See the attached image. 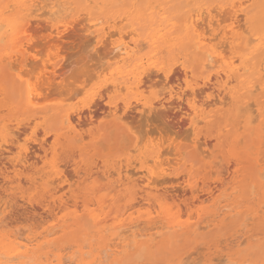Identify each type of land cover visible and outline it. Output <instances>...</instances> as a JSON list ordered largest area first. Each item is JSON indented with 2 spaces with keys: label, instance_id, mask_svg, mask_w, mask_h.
I'll return each instance as SVG.
<instances>
[{
  "label": "rangeland",
  "instance_id": "rangeland-1",
  "mask_svg": "<svg viewBox=\"0 0 264 264\" xmlns=\"http://www.w3.org/2000/svg\"><path fill=\"white\" fill-rule=\"evenodd\" d=\"M43 1L0 0V144H8L7 146L11 148L9 150L7 146H0V153L2 152L0 154V209L3 211H0L1 245L15 248L28 244L31 240L32 251L28 258L23 259L24 264L39 262L57 264L58 254L64 257L71 255L67 261L70 264H77L81 260L91 261L95 256H101L95 264H193V262L194 264H213L215 261L219 262H215L216 264H264V178L261 181L260 173L258 175L261 165L264 164V161H261V157L264 159V76H262L264 64L261 67V63H264V46L250 54L245 44V36L250 33L256 32L254 37L264 35V0H249L250 2L245 0H238V2L237 0ZM241 1H244V12L239 14L242 19L241 24L243 23L241 31L244 37L237 42L241 33L239 35L236 33L233 51L227 48L229 44L223 43L225 39H222V32L225 29L229 31L234 22L233 19L235 20L234 11L229 12L231 6ZM48 2L53 3H50V6L55 5V2L56 5H60L61 2V6L55 5L58 11L55 8L51 10L47 5ZM213 6L216 12L212 9ZM219 7L222 8L219 9ZM235 8L234 6L232 10ZM44 10L45 16L41 14ZM54 10L58 12L57 15L53 14ZM201 11L203 17L199 22L203 27L199 25L198 30L201 31V28L202 30L204 28L205 33L207 32L206 49L211 51L215 50L216 46H220L217 50H224V56L238 55V59L234 57L236 67H241L245 61L244 57H248L247 61L252 66L251 69L246 71L241 69L238 75L235 73V75L233 73L227 75L225 70L229 67L226 63L230 59H226V63H215L211 59L206 61L203 49H199L195 44L200 31L195 32L193 29L189 31L190 24L187 22L188 18ZM209 12L210 15H217L215 17L212 15L216 25L213 23L214 26L211 27L206 25L210 18ZM218 13L221 14L220 17ZM244 13L250 16L249 19H245ZM84 14L87 15H85L86 19H83ZM228 15L230 16L227 17ZM8 19H13L17 23L16 30L11 29ZM32 20H36L35 22L38 20V23L41 20V23H34V21L32 23ZM82 23H85L86 27ZM26 28L29 31H26ZM131 28H136V33H130ZM115 30L116 34L113 33ZM158 30L167 39L158 38L154 42L149 37V33H155ZM106 31L107 33L110 31L109 38H106L108 37ZM58 32L64 35H59ZM214 36L216 39L213 38ZM44 37L50 40L47 41ZM106 40L110 41V44ZM120 42H125L132 49H136V53L125 59L122 55L116 54L112 48ZM59 47L62 48L59 50ZM225 49H229V52ZM48 52L52 53L50 55L52 57ZM227 52H231L232 55L225 54ZM114 55L115 59H113ZM241 55L243 58H240ZM13 64L14 68L18 66L17 69L11 66ZM185 67L189 75L184 77ZM260 67L263 71L262 69L260 71ZM104 68L107 70H102ZM20 69L24 71L22 74ZM24 73L27 76L23 75ZM95 75H97L96 78ZM82 76L85 78L83 79ZM214 76H219L217 78L221 83L227 85L228 90L233 92V98L229 94L219 92V87L215 86L218 79L216 80ZM160 79L166 83L162 84L163 81ZM29 80L32 81L31 83L34 80V83L28 84ZM48 80L52 81L51 84ZM150 80L152 81L149 82ZM206 80L208 84L206 82L204 85L203 82ZM36 81L39 85L35 83ZM79 81H83L81 83H84V89ZM143 81L146 83L144 84ZM227 81L229 83H226ZM65 82L72 85L69 86L71 92L69 87H67L68 90L65 87L67 85ZM152 82H155L153 86ZM62 83H65L64 90H62L63 86L61 87ZM107 85L111 86L108 88ZM36 86L37 93H40L36 99L40 103L34 100L35 103L30 104L28 90ZM121 86V89H124L123 92L120 89ZM191 87L196 89L194 96L191 94ZM201 88L205 89L204 93L200 92ZM74 89L76 92H72ZM79 89L80 91H77ZM41 90L44 92H40ZM179 91L184 94L191 93L190 96L179 97L176 94ZM61 92L64 94L60 95ZM170 93L175 94L174 97H171ZM62 96L65 97L62 99ZM175 99H177L175 102L172 101ZM166 101H168L167 104ZM108 102L118 105L120 113L118 111L117 115L111 116L104 113L103 109L100 110ZM249 102L253 103V106ZM192 104L196 108V115L188 113ZM159 108L160 111L162 110L161 113L158 111ZM252 109L255 110L254 113ZM79 110L86 116H88L87 112L94 110L92 118L89 119L84 115V120H80L82 123L77 121ZM127 111L129 116L125 117L124 113ZM75 113H77L76 116ZM68 114H72L74 126L69 125L66 119ZM177 116L180 117L177 118ZM172 118L174 119L171 120ZM18 127H24V129L19 130ZM19 132L22 134L17 137ZM232 136H234L233 139ZM44 138L49 140L46 141ZM237 140L240 142L238 143ZM23 146H27L28 149L25 154L20 149ZM176 151H178L177 154H175ZM234 152L237 154L236 157ZM25 156L28 158L27 164L13 166L14 160ZM150 159L152 161H149ZM162 163L167 165L164 166ZM154 165L155 170L162 165L161 168L166 174L163 176L153 172ZM130 169L133 175L130 171L128 173ZM110 173L111 176H109ZM97 174L103 176V179H100L101 177L99 178ZM58 178L60 180H55ZM54 180L55 183H52ZM251 186L253 188H250ZM163 206L171 208L174 216L163 212ZM120 220L125 224L129 221H138L136 223L141 229H147L143 231V235L156 231L154 235L156 239L151 238L149 234L142 235L143 237L131 236L120 244L118 250H115L114 246L120 240L114 237L118 230L116 225ZM199 220H202L201 226H207L195 232L194 225ZM176 225L177 227H174ZM104 226L107 227L106 231ZM197 240H200L201 244H198ZM240 240L242 244H239ZM195 245L198 246L194 248ZM103 253H106L105 256ZM0 254L5 255L0 256L2 264L16 262V260L8 262L5 248L0 249ZM187 256L188 259H186Z\"/></svg>",
  "mask_w": 264,
  "mask_h": 264
},
{
  "label": "bare ground",
  "instance_id": "bare-ground-1",
  "mask_svg": "<svg viewBox=\"0 0 264 264\" xmlns=\"http://www.w3.org/2000/svg\"><path fill=\"white\" fill-rule=\"evenodd\" d=\"M36 1V0H35ZM43 1V0H42ZM245 1H249V0H245ZM44 2V1H43ZM62 2V1H61ZM61 2H60V5L58 4V5H56V2H55V5L56 6H61ZM237 2H238V0H237ZM237 2H236V4H237ZM244 2V1H243ZM242 1L241 2H239L237 5H234L236 8H235V10H232V8L234 7H232L231 6V10L229 11V12H233L234 11V13H233V15H234V18H235V20L233 19V23H232V25H231V27H230V30L229 31H227L226 29L222 32V34H223V37H222V39L224 38L225 39V41L223 40V43L224 42H226V45L227 44H229V46H227V48H229V49H234V37H235V35H236V33L239 35V33H241L240 35V37H238L239 39L238 40H236L237 42L239 41V40H241L240 38L241 37H244V35H243V33H242V31H241V29H242V24H241V21H242V19H241V15L239 14V13H242V12H244V3H243ZM250 2V1H249ZM50 3H52V2H48V4L47 5H49ZM67 3V2H66ZM246 3V2H245ZM45 4V3H44ZM53 4V3H52ZM70 4V3H69ZM235 4V3H234ZM55 5H49V7L51 8V10L53 9V8H55V10H57L58 11V9H56V6ZM37 7H39V6H37ZM59 7H57V8H59ZM66 7H68V6H66ZM215 7H216V5H215ZM214 6L212 7V9L213 8H215ZM64 8H65V6H64ZM222 8V7H221ZM220 7H219V9H221ZM223 9H225L224 7H223ZM223 9H222V11H223ZM228 10L230 9L229 7L227 8ZM34 10V9H33ZM54 10V11H55ZM63 10V9H62ZM195 10V9H194ZM199 10V9H198ZM197 10V11H198ZM203 10H205V9H203ZM210 10V9H209ZM213 10H215V9H213ZM226 10V9H225ZM53 11V12H54ZM57 11H55L54 13L53 12H51V13H53V14H58V12ZM217 10H215V12H216ZM45 10H44V13H42L41 12V14H43L44 16H45ZM57 12V13H56ZM85 12H87V11H85ZM205 12V11H204ZM212 12H214V11H212ZM221 11H219V13H220ZM231 12V13H232ZM48 13V12H47ZM219 13H218V15H219ZM225 13H226V11H225ZM228 13V12H227ZM40 13H39V16L41 15ZM49 14V13H48ZM53 14H51V15H53ZM81 15H82V13H80ZM86 14H88V12L86 13ZM86 14H84V18L83 19H86V17H85V15ZM216 14V13H215ZM193 15V14H192ZM203 15V12L201 11V13H198L197 12V14H195V15H193V16H191L190 18H188L187 19V22L190 24L189 25V28H188V30L190 31V29H193L195 32H199L200 30H198V27H199V25H200V22H199V20L203 17L202 16ZM213 15V14H212ZM210 15V12L208 13V16L210 17L209 18V20H208V22H207V24L206 25H208L209 27H211L212 25H213V23L215 22L213 19H214V17L215 16H217V15ZM221 15V14H220ZM220 15H219V17H220ZM223 15V14H222ZM231 15V14H230ZM230 15H228L227 17H229ZM233 15H231V17L233 18ZM244 16H245V19H249L248 17H250V16H248V14L247 13H244L243 14ZM79 16V15H78ZM87 16V15H86ZM207 16V15H206ZM206 16H204V17H206ZM225 16V15H224ZM81 17H83V16H81ZM80 17V19H82ZM222 17V16H221ZM240 17V18H239ZM75 18V17H74ZM73 18V19H74ZM124 18V17H123ZM122 18V19H123ZM225 18H226V16H225ZM242 18H243V16H242ZM77 19V18H76ZM206 19V18H205ZM204 19V20H205ZM219 19H221V18H219ZM223 19V18H222ZM231 19V18H230ZM203 20V21H204ZM225 20V19H224ZM244 20V19H243ZM8 24H9V26H11V29H13V30H16V24L17 23H15V21L13 20V19H8ZM33 21H34V23H38V20H37V22H35L36 20H32V23H33ZM41 21V20H40ZM39 21V23H41ZM45 21V20H44ZM64 21H66V20H64ZM76 21V20H75ZM83 21V20H82ZM81 21V22H82ZM112 21V20H111ZM110 21V22H111ZM119 21V20H118ZM122 21V20H121ZM201 21V20H200ZM221 21V20H220ZM227 21V20H226ZM51 22V21H50ZM69 22V21H68ZM73 22V21H72ZM71 22V23H72ZM78 22H79V20H78ZM84 22H85V20H84ZM99 22V21H98ZM113 22V21H112ZM38 23V24H39ZM42 23H43V20H42ZM47 23V21L45 22V24ZM63 23V22H62ZM74 23H77V22H74ZM92 23V22H91ZM118 23V22H117ZM204 24L206 23V22H203ZM217 23V22H216ZM83 24V23H82ZM115 24V23H114ZM119 24H120V22H119ZM215 24V23H214ZM234 24V25H233ZM30 25V24H29ZM32 25V24H31ZM43 25V24H42ZM42 25H41V27H42ZM48 25V24H47ZM70 25V24H69ZM69 25H68V27H69ZM79 25V24H78ZM85 25V23L83 24V26ZM206 25H205V27H206ZM216 25V24H215ZM37 28H38V26H37V24L35 25ZM59 26H61V25H59ZM73 26V25H72ZM82 26V27H83ZM88 26H90V25H88ZM93 26V25H92ZM118 26V25H117ZM201 27H203L202 25H200ZM214 26V25H213ZM244 26V25H243ZM29 27V26H28ZM27 27V28H28ZM48 27H49V25H48ZM84 27H86V26H84ZM91 27V26H90ZM106 27V26H105ZM27 28L25 29L26 31H29V30H27ZM30 28V27H29ZM35 28V27H34ZM59 28V27H58ZM57 28V29H58ZM81 28V27H80ZM89 28V27H88ZM217 28V27H216ZM69 29H71V28H69ZM73 29V28H72ZM75 29V28H74ZM106 29V28H105ZM116 29V28H115ZM132 29V28H131ZM263 29V28H262ZM30 30H32V29H30ZM38 30V29H37ZM40 30V29H39ZM45 30V29H44ZM43 30V31H44ZM46 30H48V29H46ZM45 30V31H46ZM55 29H53V31H54ZM67 30V29H66ZM82 30H83V28H82ZM88 30V29H87ZM107 30V29H106ZM207 31H209L208 29H206ZM212 30H214V29H212ZM243 30H244V27H243ZM247 30V29H246ZM264 30V29H263ZM25 31V32H26ZM35 31V30H34ZM64 31V30H63ZM84 31V30H83ZM86 31V30H85ZM136 31H137V29L136 28H133L131 31H130V33L131 32H134V33H136ZM188 31V32H189ZM41 32V31H40ZM110 32V31H109ZM108 32V33H109ZM127 32V31H126ZM129 32V31H128ZM127 32V33H128ZM219 32H221V30L219 31ZM244 33L246 32L245 30L243 31ZM264 32V31H263ZM263 32H262V34H263ZM54 33V32H53ZM56 33V32H55ZM106 33H107V31H106ZM107 33V34H108ZM112 33V32H111ZM113 33H115L116 34V30L115 31H113ZM133 33V35H135ZM207 33V32H206ZM206 33H205V31H204V28H203V30H202V28H201V31L198 33L199 35H198V38H197V41H195V44H196V46L199 48V49H203V53H204V56H205V59H206V61L208 62V60L209 59H211V60H213L215 63H226V59H232L231 61L230 60H227V61H229L228 63H226V65L229 67V69L228 70H225V72H227V75H229V73H235V74H239V70H244V71H246V70H249V69H251L252 68V66L250 65V63L247 61L249 58L248 57H244V59H245V61L243 62V64L241 65V67L240 66H238V67H236L235 66V59H238V55L235 57V56H224V46H223V51H218L217 50V47L218 46H216V45H214V46H216V49L215 50H208V49H206V41L208 40L207 38H206ZM209 33V32H208ZM256 33V32H255ZM255 33L253 34H251L250 33V35L248 36V35H246L245 36V44H246V46H248V49L250 50V54L251 53H253L254 51H257L258 49H261V48H263V46H264V35H261V36H255L254 37V35H255ZM259 33H261V31L259 32ZM37 34H40V33H37ZM58 34L60 35L61 33H59L58 32ZM63 34V33H62ZM61 34V35H62ZM110 34V33H109ZM108 34V37L106 36V38H109L110 37V35ZM32 35V34H31ZM49 34H47V36H48ZM54 35V34H53ZM64 35V34H63ZM128 35V34H127ZM218 35V34H217ZM230 35V36H229ZM89 36H91V35H89ZM94 36V35H93ZM112 36H114V35H112ZM111 36V37H112ZM122 36V35H121ZM222 36V35H221ZM119 37V36H118ZM124 37V36H123ZM127 37V36H126ZM149 37L150 38H152L153 39V41L154 42H156L157 40H158V38H163V37H165V35L164 34H160V31L158 30V31H156L155 33H149ZM208 37V36H207ZM33 38V37H32ZM45 38V37H44ZM51 38V37H50ZM56 38V37H55ZM59 38H61L60 36H59ZM64 38V37H63ZM94 38H95V36H94ZM166 38V37H165ZM212 38V37H211ZM213 38H215V36L213 37ZM57 39H58V37H57ZM62 39V38H61ZM61 39H59V40H61ZM93 39V38H92ZM124 39V38H123ZM126 39V38H125ZM167 39V38H166ZM216 39V38H215ZM214 39V40H215ZM45 40H50L49 38L48 39H46L45 38ZM104 40V39H103ZM110 40V39H109ZM169 41H171L172 39H168ZM209 40H210V38H209ZM212 40V39H211ZM33 41V40H32ZM58 41V40H57ZM62 41V40H61ZM106 41H108V40H106ZM125 41V40H124ZM167 41V40H166ZM173 41V40H172ZM219 41V40H218ZM221 41V40H220ZM49 42H51V41H49ZM48 42V43H49ZM53 42H56V41H53ZM52 42V43H53ZM59 42V41H58ZM105 43V41H102V43ZM109 42V44H110V41H108ZM210 43H211V41H209ZM33 42H31V44H32ZM48 43H46V44H48ZM64 43V42H63ZM223 43L221 44V45H223ZM26 44V43H25ZM55 44V43H54ZM130 44V43H129ZM238 44V43H237ZM56 45V44H55ZM58 46H59V44H57ZM104 45V44H103ZM103 45H101V47L103 46ZM112 45H114V44H112ZM112 45H110V46H112ZM211 45H213V44H211ZM218 45V44H217ZM225 45V44H224ZM48 46V45H47ZM57 46V47H58ZM34 46H32V48H33ZM50 47H51V45H50ZM50 47H49V49H50ZM53 47V46H52ZM51 47V48H52ZM113 47V46H112ZM220 47V46H219ZM218 47V48H219ZM28 48V47H27ZM54 48V47H53ZM62 48V47H61ZM60 47L58 48L59 50L61 49ZM98 48H99V46H98ZM226 48V47H225ZM29 49V48H28ZM55 49H57V48H55ZM57 49V50H58ZM97 49V48H96ZM229 49L227 50V49H225V50H227L228 52H229ZM112 50L113 51H116V54H120V55H122L123 56V58L125 59L126 57H132L135 53H136V49H132L131 47H129V45L128 44H126L125 42H120V43H118V44H115L114 45V47L112 48ZM231 50V51H232ZM205 51V52H204ZM234 51V50H233ZM263 51V50H262ZM225 53V54H230V53ZM57 53H58V51H57ZM60 53V52H59ZM98 53V52H97ZM111 53H112V51H111ZM232 53H234V52H232ZM238 53V51L236 52V54ZM48 54H49V56L52 54H50L49 52H48ZM101 54V53H100ZM109 54V53H108ZM54 55V54H53ZM56 55H58V54H56ZM95 55V54H94ZM98 55V54H97ZM230 55H232V54H230ZM18 56V55H17ZM107 56V55H106ZM115 56V55H114ZM47 57V56H46ZM50 57H52V56H50ZM56 57V56H55ZM96 57V56H95ZM113 57V56H112ZM111 57V58H112ZM117 57H119V56H117ZM232 57V58H231ZM234 57H235V59H234ZM243 58V56L241 55L240 56V58ZM29 58V57H28ZM49 58V57H48ZM108 58L110 59V57L108 56ZM116 58V56L113 58V59H115ZM33 60V59H32ZM45 60H48V59H45ZM44 60V61H45ZM14 61V60H13ZM51 61V60H50ZM97 61H98V59H97ZM100 61V60H99ZM46 62V61H45ZM26 63H28V61L26 62ZM48 63V62H47ZM46 63V64H47ZM181 63V62H180ZM12 64V63H11ZM262 65H261V67L263 66V64L264 63H261ZM16 65H18V64H16ZM97 65H99V64H97ZM13 68H14V64L13 65H11ZM45 66V65H44ZM46 66H48V65H46ZM18 67V66H17ZM17 67H15L14 69H17ZM50 67V66H49ZM210 67V66H209ZM260 67V71H261V69H262V71H263V68H261ZM154 68V67H153ZM181 68V67H180ZM213 68V67H212ZM13 69V70H14ZM28 69V68H27ZM38 69V68H37ZM99 69V68H98ZM149 69H152V68H149ZM156 69V68H155ZM166 69V68H165ZM177 69V68H176ZM179 69V68H178ZM21 70V69H20ZM23 70H24V68H23ZM23 70H21V74H22V71ZM41 70H43L42 69V67H41ZM90 70V69H89ZM102 70H107V69H102ZM101 70V71H102ZM113 70V69H112ZM154 69H152V71H153ZM159 70V69H158ZM94 71V70H93ZM162 71V70H161ZM182 71H183V69H182ZM24 72V71H23ZM29 72H31V71H29ZM36 72H38L37 70H36ZM53 73H55V71H52ZM97 72V68H96V70H95V73ZM157 72V71H156ZM172 72V71H171ZM174 72V71H173ZM184 74H183V76L184 75H187L188 73H189V71L187 70V68L185 67L184 68ZM222 72V71H221ZM35 73V72H34ZM88 73V72H87ZM94 73V74H95ZM102 73V72H101ZM146 73V72H145ZM264 73V72H263ZM26 73H24L23 75H25ZM37 74V73H36ZM41 74H42V72H41ZM40 74V75H41ZM43 74H46V73H43ZM109 74V73H108ZM134 74V73H133ZM132 74V75H133ZM159 74H161V73H159ZM172 74V73H171ZM178 74V73H177ZM213 74V73H212ZM234 74V75H235ZM39 75V76H40ZM121 75V74H120ZM145 75V74H144ZM148 75H150V73L148 74ZM156 75V74H155ZM180 75V74H179ZM189 75V74H188ZM25 76H27V74L25 75ZM34 76V75H33ZM89 76V75H88ZM96 76L97 75H95V78H96ZM101 76V75H100ZM147 76V75H146ZM162 76V75H161ZM226 76V75H225ZM225 76H223V77H225ZM262 76H264V75H262ZM44 77V76H43ZM91 77V76H90ZM145 77V76H144ZM153 77V76H152ZM155 77V76H154ZM169 77V76H168ZM171 77V76H170ZM181 77V76H180ZM185 77V76H184ZM190 77V76H189ZM188 77V78H189ZM210 77H211V75H210ZM212 77H213V75H212ZM215 77V79L217 78V77H219V76H214ZM261 77V76H260ZM28 78V77H27ZM31 78H33V77H31ZM39 78V77H38ZM40 78H41V76H40ZM44 78H46V77H44ZM53 78H54V75H53ZM82 78H83V76H82ZM85 78V77H84ZM83 78V79H84ZM107 78V77H106ZM147 78V77H146ZM191 78V77H190ZM193 78V77H192ZM202 78V77H201ZM226 78L228 79V77L226 76ZM29 79V78H28ZM34 79V78H33ZM50 79V78H49ZM52 79V78H51ZM92 79H93V77H92ZM147 79H149V78H147ZM151 79V78H150ZM178 79V78H177ZM218 79V81H216V84H215V86H218L219 88V92L220 93H226V94H229L232 98L234 97V95H233V92L231 91V90H228V88H227V85L226 84H222L221 83V81H220V79L219 78H217ZM216 79V80H217ZM232 79V78H231ZM31 80V79H30ZM29 80V81H30ZM46 80H47V78H46ZM53 80V79H52ZM144 80V79H143ZM155 80V79H154ZM161 80V79H160ZM169 80V79H168ZM173 80V79H172ZM191 80V79H190ZM202 80V79H201ZM209 80H211V78H209ZM37 81H39L38 79H37ZM35 82V83H37L38 84V82ZM48 81H50V80H48ZM54 81V80H53ZM91 81V80H90ZM146 81V80H145ZM152 80H150L149 82H151ZM161 81H163V83L162 84H165L164 83V80L162 79ZM197 81V80H196ZM212 82H213V80H211ZM232 81H234V80H232ZM27 82H28V80H27ZM32 81H30L28 84H33L34 83V80H33V83H31ZM41 82V81H40ZM43 82V81H42ZM51 82L52 81H50V84H51ZM57 82V81H56ZM59 82H60V80H59ZM80 82V81H79ZM81 82H83V81H81ZM80 82V83H81ZM85 82V81H84ZM87 82V81H86ZM139 82H140V80H139ZM144 82V81H143ZM147 82V81H146ZM146 82H144V84L146 83ZM160 82V81H159ZM206 82H207V80L205 81V82H203L204 83V85L206 84ZM46 83V82H45ZM61 83V82H60ZM60 83H58V84H60ZM66 83V82H65ZM64 83V84H65ZM155 83V82H154ZM153 82L151 83L152 84V86H153V84H154ZM182 83V82H181ZM198 83V82H197ZM201 83V82H200ZM210 83V82H209ZM226 83H229V81H227ZM42 83H40V85H41ZM47 84L49 85V83L47 82ZM63 84V83H62ZM61 84V87L63 86V89L62 90H64V88L66 87H69V86H72V85H69L68 83H66L67 85H65V87H64V84L62 85ZM83 84V86H82V88L84 89V83H81V85ZM116 84H117V82H116ZM150 84V85H151ZM167 84H168V82H167ZM166 84V85H167ZM207 84H208V82H207ZM212 84V83H211ZM210 84V85H211ZM35 85V84H34ZM39 85V84H38ZM56 85V84H55ZM55 85H53V86H55ZM157 85V84H156ZM181 85V84H180ZM201 85H203L202 83H201ZM200 85V86H201ZM209 85V86H210ZM42 86V85H41ZM57 86H59V85H57ZM108 86V85H107ZM111 85H109L108 86V88L110 87ZM115 86V85H114ZM142 86V85H141ZM159 86V85H158ZM157 86V87H158ZM255 86V85H254ZM28 87H29V85H28ZM50 87H52V85L50 86ZM60 87V86H59ZM79 86H77V88H78ZM137 87V86H136ZM136 87H134V88H136ZM148 87V86H147ZM146 87V88H147ZM174 87H176V86H174ZM187 87H188V85H187ZM206 87V86H205ZM211 87V86H210ZM256 87H257V85H256ZM36 88V89H35ZM40 88V86L38 87V89ZM44 88V87H43ZM72 88V87H71ZM76 88V87H75ZM106 88V87H105ZM108 88H107V91H108ZM122 88V86L120 87V89ZM131 88V87H130ZM163 88H164V86H163ZM162 88V89H163ZM203 88H204V86H203ZM209 87H208V85H207V89H208ZM212 88V87H211ZM261 88V87H260ZM41 89V88H40ZM39 89V90H40ZM45 89H47V88H45ZM60 89V88H59ZM132 89H133V87H132ZM138 89V88H137ZM175 89V88H174ZM179 89H180V87H179ZM188 89V88H187ZM200 89V88H199ZM202 89V88H201ZM206 89V90H207ZM259 89V88H258ZM61 90V91H62ZM67 90H68V88H67ZM103 90V89H102ZM112 90V89H111ZM118 90V89H117ZM122 90V92H123V90L124 89H121ZM139 90V89H138ZM177 90H178V88H177ZM181 90V89H180ZM185 90V89H184ZM189 90V89H188ZM192 90V93L190 92ZM191 90L190 91H187L188 93L190 92L192 95L193 94H195L196 92H195V90L196 89H194V88H192L191 87ZM205 90V89H204ZM204 90L202 89V91H200L201 93H204ZM209 90V89H208ZM214 90V89H213ZM212 90V91H213ZM227 90H228V92H227ZM43 90H41L40 92H42ZM46 91V90H45ZM47 91H48V89H47ZM49 91H50V89H49ZM66 91V90H65ZM69 91H70V87H69ZM76 92V90L74 89L72 92ZM77 91H80V89L79 90H77ZM106 91V90H105ZM147 91V90H146ZM186 91V90H185ZM197 91H198V89H197ZM44 92V91H43ZM64 92V91H63ZM63 92H61V93H59L60 95L61 94H64ZM68 92V91H67ZM71 92V91H70ZM81 92H82V89H81ZM81 92H80V94H81ZM110 92V91H109ZM208 92V91H207ZM39 93V92H38ZM38 93H37V86L36 87H31L30 88V90H28V102L30 103V104H34L35 102H34V100L35 101H37V99H36V97L38 96ZM69 93V92H68ZM165 93V92H164ZM189 93V94H190ZM208 93H210V92H208ZM219 93V94H220ZM40 94V93H39ZM43 93H41V95H42ZM79 94V93H78ZM162 94V93H161ZM176 94H178L179 95V97H181V96H185V95H189V94H184L183 92H177ZM199 94V93H198ZM197 94V95H198ZM225 94V95H226ZM68 94H66V96H67ZM69 95H70V93H69ZM71 95H72V93H71ZM175 95V94H174ZM174 95H173V93H170V96L172 97H174ZM200 95V94H199ZM198 95V96H199ZM224 95V96H225ZM47 96V95H46ZM77 96V95H76ZM98 96V95H97ZM104 96H105V94H104ZM167 96V95H166ZM190 96V95H189ZM194 96V95H193ZM198 96H195L196 98L198 97ZM202 96V95H201ZM212 96V95H211ZM39 97V96H38ZM37 97V98H38ZM41 97H43V96H41ZM65 97V96H64ZM63 96H62V99L64 98ZM70 97V96H69ZM75 97V96H74ZM92 97V96H91ZM107 97V96H106ZM165 97V96H164ZM169 97V96H168ZM203 97V96H202ZM217 97V96H216ZM184 97H182V99H183ZM205 98V97H204ZM203 98V99H204ZM42 99V98H41ZM44 99V98H43ZM97 99V98H96ZM102 99V98H101ZM104 99H106V98H104ZM162 99V98H161ZM166 99V98H165ZM168 99V98H167ZM215 99V98H214ZM213 99V100H214ZM225 99H226V97H225ZM70 100V99H69ZM99 100V99H98ZM146 100V99H145ZM177 99H175V100H172V101H176ZM215 100H217V99H215ZM224 100V99H223ZM253 100V99H252ZM251 100V101H252ZM39 101V100H38ZM37 101V102H38ZM41 101V100H40ZM46 101H47V99H46ZM51 101V100H50ZM103 101V100H102ZM183 101H184V99H183ZM193 101H194V97H193ZM196 101V100H195ZM199 101V100H198ZM208 101V100H207ZM218 101V100H217ZM100 102H101V100H100ZM99 102V103H100ZM121 102V101H120ZM133 102V101H132ZM167 102L168 101H166V104H167ZM170 102V101H169ZM210 102V101H209ZM212 102V101H211ZM38 103H40V102H38ZM80 103V102H79ZM93 103V102H92ZM157 103H159V101L157 102ZM179 103V102H178ZM181 103V102H180ZM205 103V102H204ZM203 103V104H204ZM37 104V103H36ZM102 104V103H101ZM116 104H118V103H116ZM138 104V103H137ZM136 104V105H137ZM152 104V103H151ZM155 104V103H154ZM165 104V103H164ZM170 104V103H169ZM173 104L174 103H172L171 105L173 106ZM206 104V103H205ZM226 104V103H225ZM225 104H223V106L225 105ZM249 104L251 105L252 104V106H253V103H250L249 102ZM97 105V104H96ZM99 105V104H98ZM104 105V104H103ZM121 105V104H120ZM182 105V104H181ZM184 105V104H183ZM200 105V104H199ZM129 106H131V105H129ZM128 106V107H129ZM134 107H136L135 105H133ZM133 106H131V107H133ZM139 106V105H138ZM166 106V105H165ZM171 106V107H172ZM186 106V105H185ZM246 106V105H245ZM251 106V107H252ZM93 107V106H92ZM95 107H98V106H95ZM100 107V106H99ZM141 107L143 108V106L141 105ZM170 107V106H169ZM174 107V106H173ZM172 107V108H173ZM248 107H249V105H248ZM164 108V107H163ZM182 108H185V107H182ZM190 109H188V111L190 110L191 111V113H190V111L188 112L189 114H197V111H196V108L193 106V104L192 105H190V107H189ZM25 109V108H24ZM96 109V108H95ZM99 109V108H98ZM101 109H103V112L105 113H108L107 115H111V116H115V115H117V112L119 111V108H118V105H113L111 102H108L106 105H105V107L103 108H100V110ZM174 109V108H173ZM171 110L172 112L174 111V110ZM81 110V109H80ZM79 110V111H80ZM90 110V109H89ZM132 110V109H131ZM147 110V109H146ZM145 110V111H146ZM169 110V109H168ZM242 110V109H241ZM245 110V109H244ZM253 110V113L255 112V110L254 109H252ZM1 111V110H0ZM87 111H88V109H87ZM94 111V110H93ZM92 111V112H93ZM96 111V110H95ZM130 111V110H129ZM160 113H161V111H160V108H159V110H158ZM176 111V110H175ZM180 111H182L181 109H180ZM249 111H250V108H249ZM73 112V111H72ZM75 112H76V110H75ZM92 112H90L89 111V113L87 112V115L88 116H86V114H84V112H79L78 113V115H79V120H77V121H79V122H81L80 120L81 119H83V117H84V115L88 118L89 117V119H91L92 118V116H93V114H92ZM135 112V111H134ZM154 113H155V111H153ZM177 112H179V111H177ZM69 114L71 113V112H68ZM97 113V112H96ZM119 113H120V111H119ZM130 113V112H129ZM135 113H137V112H135ZM159 113V114H160ZM166 113H168V112H166ZM182 113V112H181ZM180 113V114H181ZM185 113V112H184ZM237 113H239V112H237ZM67 115V117H66V119H67V121H68V123H69V125H72L73 124V126H74V123L73 122H75V121H73L72 122V117H71V115L73 114H71V115ZM132 114H134V113H132ZM145 114V113H144ZM152 114V113H151ZM188 114V115H189ZM74 115V114H73ZM77 115V113H75V116ZM122 115V114H121ZM131 115V114H130ZM138 115H139V112H138ZM142 114H140V116H141ZM162 115V114H161ZM169 115V114H168ZM174 115V114H173ZM172 115V116H173ZM257 115V114H256ZM95 116V115H94ZM124 116L125 117H128L129 116V114H128V111H127V113L125 112L124 113ZM123 116V117H124ZM137 116V115H136ZM146 116V115H145ZM171 116V115H170ZM171 116V117H172ZM175 116V115H174ZM150 117V116H149ZM148 117V118H149ZM166 117V116H165ZM170 117V118H171ZM180 117V116H179ZM178 116H177V118H179ZM181 117H183L182 119H184V116H182L181 115ZM131 118V117H130ZM142 118V117H141ZM148 118H147V121H148ZM160 118V117H159ZM169 118V119H170ZM188 118V117H187ZM236 118H237V116H236ZM38 119V118H37ZM64 119H65V117H64ZM63 119V122H65V120ZM75 119H77V118H75ZM75 119H73V120H75ZM123 119V118H122ZM124 119H126V118H124ZM136 120H138L137 118H135ZM134 119V120H135ZM151 119V118H150ZM174 118H172L171 120H173ZM186 119V118H185ZM189 119V118H188ZM5 120V119H4ZM11 120H13V118L11 119ZM32 120V119H31ZM84 120V119H83ZM82 120V121H83ZM87 120V119H86ZM131 120V119H130ZM144 120H146V119H144ZM163 120H165V119H163ZM176 121H177V119H175ZM7 121H8V119H7ZM126 121H128L127 119H126ZM151 121V120H150ZM159 121V120H158ZM242 121V120H241ZM255 121V120H254ZM8 122H10V121H8ZM14 122V121H13ZM139 122V121H138ZM145 122V121H144ZM187 122V121H186ZM199 122H201V121H199ZM198 122V123H199ZM11 123H12V121H11ZM10 123V124H11ZM30 123V122H29ZM32 123V122H31ZM66 123V122H65ZM82 123V122H81ZM2 124H3V122H2ZM25 124V123H24ZM40 124H41V122H40ZM180 124V123H179ZM179 124H176V125H179ZM184 124V123H183ZM201 124H202V122H201ZM19 125H20V123H19ZM170 125H171V123H170ZM225 125V124H224ZM4 126V125H3ZM15 126V125H14ZM17 126V125H16ZM24 126V125H23ZM36 126H38V125H36ZM173 126V125H172ZM196 126V125H195ZM29 127V126H28ZM32 127V126H31ZM178 127V126H177ZM185 127V126H184ZM223 127V126H222ZM237 127V126H236ZM236 127H235V129H236ZM13 128V127H12ZM17 128V127H16ZM19 128V127H18ZM21 128V127H20ZM20 128H19V130H20ZM36 128V127H35ZM34 128V129H35ZM41 128V127H40ZM180 128V127H179ZM223 128H225V127H223ZM222 128V129H223ZM240 128V127H239ZM6 129H10V128H6ZM21 129H24V127L23 128H21ZM194 129V128H193ZM221 129V130H222ZM11 130V129H10ZM12 130H14V129H12ZM25 130H27L26 128H25ZM38 130V129H37ZM171 130H172V128H171ZM175 130V129H174ZM177 130H179L178 128H177ZM176 130V131H177ZM180 130H181V128H180ZM218 130V129H217ZM226 130V129H225ZM15 131H17V130H15ZM166 131H167V129H166ZM165 131V132H166ZM170 131V130H169ZM11 132H13V131H11ZM21 132V131H20ZM17 133L18 135H17V137L19 136V134H22V133ZM174 132V131H173ZM172 132V133H173ZM191 132V131H190ZM218 133H219V130L217 131ZM221 132V131H220ZM224 132V131H223ZM14 133V132H13ZM38 133V132H37ZM43 133V132H42ZM71 133V132H70ZM162 133H163V131H162ZM166 133H168V131L166 132ZM218 133H217V136H218ZM24 134V133H23ZM46 134V133H45ZM171 134V133H170ZM174 134H176V132L174 133ZM162 135V134H161ZM165 135V134H164ZM168 135V134H167ZM166 135V136H167ZM51 136V135H50ZM49 136V137H50ZM171 137H172V135H170ZM170 136H168V137H170ZM176 136V135H175ZM190 136V135H189ZM14 137V136H13ZM47 136H45V138H46ZM1 138H3L2 136H1ZM44 138V139H45ZM85 138V137H84ZM167 138V137H166ZM165 138V139H166ZM190 138H191V136H190ZM234 138V136H232V139ZM236 138V137H235ZM4 139V138H3ZM14 139V138H13ZM21 139V138H20ZM43 139V140H44ZM77 139V138H76ZM165 139H163L164 141H165ZM172 139V138H171ZM231 139V140H232ZM16 140V139H15ZM14 140V141H15ZM22 140V139H21ZM46 140V139H45ZM47 140H49V139H47ZM46 140V141H47ZM7 141V140H6ZM27 141V140H26ZM35 141V140H34ZM77 141H78V139H77ZM173 141H175V140H173ZM208 141V140H207ZM213 141V140H212ZM238 141V140H237ZM1 142V141H0ZM3 142H5V141H3ZM9 142V141H8ZM7 142V143H8ZM49 142V141H48ZM196 142V141H195ZM211 142V141H210ZM240 141H238V143H239ZM6 143V144H7ZM18 143V142H17ZM16 143V144H17ZM28 143V142H27ZM30 143V142H29ZM42 143H44L43 141H42ZM162 143V142H161ZM165 143V142H164ZM164 143H162V144H164ZM172 143V142H171ZM174 143V142H173ZM172 143V144H173ZM196 143H201V142H196ZM207 143V142H206ZM11 144V143H10ZM35 144V143H34ZM45 144V143H44ZM159 144V143H158ZM202 144V143H201ZM201 144H197V145H201ZM207 144H209V143H207ZM235 144V143H234ZM7 146V145H5V144H0V146ZM25 145V144H24ZM29 145V144H28ZM36 145H38V144H36ZM46 145H47V143H46ZM175 146H176V144H174ZM12 146L13 147H15L13 144H12ZM32 146V145H31ZM39 146V145H38ZM150 146V145H149ZM159 146H160V144H159ZM175 146H173V147H175ZM8 148H9V150L11 149L10 148V146H7ZM18 147V146H17ZM35 147V146H34ZM33 147V148H34ZM37 147V146H36ZM173 147H172V150H173ZM31 148V147H30ZM105 148V147H104ZM198 148H200V147H198ZM13 149V148H12ZM19 149V148H18ZM21 149V151H22V153L23 154H25L26 152H27V146H23V147H21L20 148ZM48 149V148H47ZM15 150V149H14ZM51 150V149H50ZM161 150H163V149H161ZM227 150V149H226ZM42 151V150H41ZM48 151V150H47ZM10 152V151H9ZM46 152V151H45ZM177 152L178 151H176V153L175 154H177ZM227 152V151H226ZM2 153V152H1ZM0 153V154H1ZM8 153V152H7ZM10 153H12V152H10ZM32 153V152H31ZM30 153V154H31ZM163 153V152H162ZM235 153V152H234ZM4 154H5V152H4ZM47 154V153H46ZM53 154V153H52ZM160 154H161V152H160ZM174 154V155H175ZM228 155H230L231 156V154L230 153H227ZM233 154V153H232ZM251 154V153H250ZM29 155V154H28ZM32 155V154H31ZM173 155V156H174ZM236 153H235V157H236ZM160 156V155H159ZM164 156V155H163ZM163 156H161V158H163ZM264 156V155H263ZM6 157V156H5ZM31 157H33V155L31 156ZM30 157V158H31ZM52 157H53V155H52ZM51 157V158H52ZM7 158V157H6ZM161 158H160V160H161ZM231 158H233V157H231ZM239 158V157H238ZM4 159V158H3ZM3 159H1V162H3L2 160ZM46 159V158H45ZM55 159V158H54ZM167 159V158H166ZM165 159V160H166ZM174 159V158H173ZM176 159V158H175ZM123 160V159H122ZM163 160V159H162ZM165 160H164V162H165ZM237 160V159H236ZM148 161V160H147ZM149 161H152L151 159L149 160ZM261 161H264V159H262V157H261ZM7 162V161H6ZM6 162H4L5 164H6ZM12 162V161H11ZM14 162H17L16 164H14ZM14 162H12L13 163V166H17V165H19V164H24L25 165V163L27 164V162H28V158H27V156H25L24 158H18L16 161L14 160ZM156 162V161H155ZM174 162V161H173ZM238 162V161H237ZM157 163V162H156ZM168 163L170 164V162L168 161ZM7 164H8V162H7ZM150 164H151V162H150ZM163 165L165 164V163H162ZM169 164H168V166H169ZM174 164H176V163H174ZM97 165H99V164H97ZM160 165V164H159ZM166 165H167V163H166ZM166 165H164V166H166ZM172 165V164H171ZM258 165V164H257ZM10 166V165H9ZM12 166V165H11ZM10 166V167H11ZM23 166V165H22ZM22 166L20 167V168H22ZM28 166V165H27ZM61 166V165H60ZM83 166V165H82ZM152 166V165H151ZM186 166H188V165H186ZM212 166V165H211ZM3 167V166H2ZM155 165H154V171L153 172H158V175H163L164 176V174H166V172L164 171V170H162V165L160 166V167H158V168H156V170H155ZM4 168V167H3ZM159 168H161V171L159 172L158 170H159ZM2 169V168H1ZM5 169V168H4ZM25 168H23V170H24ZM138 169V168H137ZM166 170V169H165ZM170 170V169H169ZM131 172V169L130 170H128V173H130ZM133 171V170H132ZM112 172V171H111ZM139 172V171H138ZM141 172V171H140ZM145 172V171H144ZM9 173V172H8ZM11 173V172H10ZM98 173V172H97ZM109 173V172H108ZM133 172H131V174H132ZM154 173V174H155ZM212 173V172H211ZM259 173H260V175H259ZM4 174V173H3ZM114 174V173H113ZM134 174H136V173H134ZM145 174V173H144ZM61 175H63V174H61ZM92 175V174H91ZM98 175V177L100 178V179H103V176H101V175H99V174H97ZM96 175V176H97ZM133 175V174H132ZM258 175L260 176V178H262L261 179V181L263 180V178H264V164L263 165H261V167H260V172H258ZM6 176V175H5ZM109 176H111V173H110V175ZM154 176H157V175H154ZM63 177H64V175H63ZM127 177H129V175L127 176ZM153 177V176H152ZM202 177V176H201ZM7 178V177H6ZM9 178V177H8ZM17 178V177H16ZM158 178V177H157ZM164 178H166V177H164ZM172 178V177H171ZM38 179H39V177H38ZM65 179V178H64ZM105 179V178H104ZM144 179V178H143ZM168 179V178H167ZM174 180H175V178H173ZM180 179V178H179ZM22 180V179H21ZM55 180H60V178H58V179H55ZM55 180H54V182H52V183H55ZM66 180V179H65ZM145 180V179H144ZM154 180V179H153ZM166 180V179H165ZM169 180H170V177H169ZM199 180H200V178H199ZM8 181H10V180H8ZM8 181H7V183H8ZM155 181V180H154ZM158 181V180H157ZM156 181V182H157ZM168 181V180H167ZM167 181H165V182H167ZM172 180H170V182H171ZM176 181V180H175ZM175 181H173V182H175ZM186 181H187V179H186ZM11 182V181H10ZM59 182H61V181H59ZM225 182V181H224ZM1 183H3V182H1ZM6 183V182H5ZM180 183V182H179ZM217 183V182H216ZM4 184V183H3ZM67 185V184H66ZM111 185V184H110ZM115 185V184H114ZM199 185V184H198ZM217 185V184H216ZM219 185V184H218ZM225 185V184H224ZM16 186V185H15ZM14 186V187H15ZM109 186V185H108ZM108 186L106 187V188H108ZM112 186V185H111ZM117 186V185H116ZM211 186H213V185H211ZM37 187V186H36ZM60 187V186H59ZM59 187H58V189H59ZM63 185H62V189H63ZM103 186H101V188H102ZM205 187V186H204ZM13 188V187H12ZM17 189H18V187H16ZM15 188V189H16ZM65 188H66V186H65ZM228 188V187H227ZM250 188H253V186H251ZM61 189V190H62ZM105 189V188H104ZM212 189H213V187H212ZM102 190V189H101ZM111 190H113V189H111ZM253 190V189H252ZM58 191H60V189L58 190ZM99 191V190H98ZM179 191H181V189L179 190ZM213 191V190H212ZM224 191V190H223ZM232 191V190H231ZM172 192V191H171ZM234 192V191H233ZM233 192H231V193H233ZM238 192H240V191H238ZM55 193V192H54ZM57 193V192H56ZM179 193V192H178ZM225 193V192H224ZM251 193H253L252 191H251ZM2 194V193H1ZM21 194V193H20ZM174 194V193H173ZM195 194V193H194ZM207 194V193H206ZM221 194H223V193H221ZM3 195V194H2ZM5 195V194H4ZM208 195V194H207ZM215 195V194H214ZM254 195H255V193H254ZM200 196V195H199ZM206 196V195H205ZM212 196V195H211ZM240 196V195H239ZM252 196H253V194H252ZM8 197V196H7ZM47 198V197H46ZM110 198V197H109ZM195 198H197V197H195ZM238 198V197H237ZM18 199V198H17ZM146 199H148V198H146ZM223 199V198H222ZM241 199V198H240ZM61 200V199H60ZM121 199H119V201H120ZM1 201V200H0ZM23 201V200H22ZM48 201V200H47ZM70 201V200H69ZM196 201V200H195ZM251 201V200H250ZM249 201V202H250ZM21 202V201H20ZM52 202V201H51ZM61 202H63V201H61ZM221 202V201H220ZM64 203V202H63ZM230 203V202H229ZM242 203V202H241ZM23 204V203H22ZM104 204V203H103ZM146 204V203H145ZM243 204V203H242ZM25 205H26V203H25ZM48 205V204H47ZM57 205V204H56ZM191 205V204H190ZM263 204H261V206H262ZM31 206V205H30ZM60 206V205H59ZM58 206V207H59ZM62 206V205H61ZM122 206V205H121ZM128 206V205H127ZM221 206V205H220ZM232 206V205H231ZM264 206V205H263ZM11 207V206H10ZM26 207H28V206H26ZM35 207V206H34ZM55 207H57V206H55ZM158 207V206H157ZM6 208H8L7 206H6ZM30 208V207H29ZM31 208H33V207H31ZM30 208V209H31ZM40 208V207H39ZM113 208V207H112ZM163 208V212H167V215H171V216H174V213L172 212V209L171 208H168L167 206H163L162 207ZM36 209V208H35ZM37 209H38V207H37ZM56 209V208H55ZM58 209V208H57ZM97 209V208H96ZM182 209H184V208H182ZM160 210V209H159ZM261 210V209H260ZM0 211H2L1 209H0ZM38 211V210H37ZM3 212V211H2ZM46 212V211H45ZM58 212V211H57ZM112 212V211H111ZM119 212V211H118ZM187 212V211H186ZM261 212V211H260ZM13 213V212H12ZM11 213V214H12ZM95 213H96V211H95ZM237 213V212H236ZM251 213V212H250ZM250 213H247V214H250ZM8 214V213H7ZM18 214V213H17ZM25 214V213H24ZM13 215V214H12ZM94 215V214H93ZM113 215V214H112ZM118 215H120V214H118ZM232 215V214H231ZM251 215V214H250ZM8 216V215H7ZM31 216V215H30ZM198 216V215H197ZM201 215L199 214V217H200ZM211 216V215H210ZM230 216V215H229ZM106 217V216H105ZM114 217V216H113ZM116 217V216H115ZM5 218H8V217H5ZM39 218V217H38ZM95 218V217H94ZM110 218H112L111 216H110ZM134 218H135V216H134ZM204 218H205V215H204ZM204 218L202 219V220H204ZM2 219H4V218H2ZM34 219V218H33ZM107 219V218H106ZM116 219V218H115ZM124 219H127V218H124ZM225 219V218H224ZM223 219V220H224ZM246 219H247V217H246ZM248 219H250V217H248ZM202 220H199L198 222H196L195 223V228H194V231L195 232H198V231H200V229L201 228H205L207 225H205L204 227H203V225L201 226V224H202ZM3 220H1V222H2ZM57 221V220H56ZM157 221V220H156ZM243 221H245V220H243ZM124 222V221H123ZM121 220H120V222H119V224L118 225H116V227H117V231L115 232V239H120L119 240V243L117 244V245H115L114 247H115V250H118V248H119V246H121L120 244L121 243H123V241H125L128 237H136L137 235L139 236V235H143L144 233H143V231H145V230H147V229H141L140 228V226H139V224H137L136 222H138V221H129V223L127 222L126 224L125 223H123ZM8 223H10V222H8ZM104 223V222H103ZM140 223V222H139ZM144 223V222H143ZM242 223H244V222H242ZM3 224H6V223H3ZM101 224H102V222H101ZM245 224H246V222H245ZM105 225V224H104ZM164 225V224H163ZM243 225V224H242ZM248 225H249V223H248ZM9 226V225H8ZM97 226V225H96ZM246 226V225H245ZM244 226V227H245ZM58 227V226H57ZM105 227V226H104ZM174 227H177V225L176 226H174ZM183 227V226H182ZM244 227H242V228H244ZM106 229H105V231L107 230V227H105ZM168 228H170L171 229V227H168ZM16 229V228H15ZM209 229V228H208ZM149 230H150V228H149ZM53 231V230H52ZM52 231H50V233L52 232ZM93 231V230H92ZM168 231V230H167ZM18 232H19V230H18ZM95 232V231H94ZM247 232V231H246ZM20 233V232H19ZM18 233V234H19ZM22 233V232H21ZM145 233H148V232H145ZM157 232L155 231V233H148L149 234V236L151 237V238H153V239H156V237L154 236L155 234H156ZM222 233V232H221ZM47 234H49L48 232H47ZM148 234H146V235H143V236H148ZM180 234H182V233H180ZM195 234V233H194ZM198 234V233H197ZM196 234V235H197ZM235 234V233H234ZM195 235V236H196ZM142 236V237H143ZM152 236H154V237H152ZM156 236H160V235H156ZM20 237V236H19ZM23 237V236H22ZM121 237H122V239H121ZM140 237V236H139ZM97 238V237H96ZM113 238V237H112ZM193 238H194V236H193ZM243 238H244V236H243ZM245 238H247V237H245ZM255 238V237H254ZM111 239V238H110ZM38 241V240H37ZM198 241V240H197ZM200 241V240H199ZM199 241H198V244H201V243H199ZM244 241V240H243ZM201 242V241H200ZM214 242V241H213ZM155 243V242H154ZM214 244V243H213ZM239 244H242V241L240 240V243ZM69 245V244H68ZM129 245V244H128ZM211 245H212V243H211ZM31 246H32V241L30 240V243H28V244H23V245H21V246H16L15 248H14V246H4V245H1V240H0V249H2V248H5V251L7 252V258H8V262H11V261H15L16 260V262H13V264H18V263H22V264H24L25 262H24V260L23 259H26V258H28L29 257V253L32 251V248H31ZM198 245H195L194 246V248H196ZM69 247V246H68ZM66 249V248H65ZM97 249V248H96ZM198 249V248H197ZM69 251V250H68ZM114 251V250H113ZM103 252V251H102ZM119 252V251H118ZM88 253V252H87ZM191 254H192V252H190ZM50 254V253H49ZM104 254V253H103ZM106 254V253H105ZM105 254H104V256H105ZM188 255V254H187ZM190 255V254H189ZM0 256H1V254H0ZM5 255H3V256H1V257H4ZM58 256V263L57 264H66V262L70 259V256L69 257H64L63 255H61V254H58L57 255ZM220 256V255H219ZM221 257V256H220ZM214 258V257H213ZM212 258V259H213ZM217 258H218V256H217ZM216 258V259H217ZM101 259V256H95L91 261H85V260H81V261H79V262H77V264H95L98 260H100ZM186 259H188V256L186 257ZM185 259V260H186ZM184 260V261H185ZM214 260H215V258H214ZM218 260V259H217ZM222 260V259H221ZM224 260H226V259H224ZM29 261H30V259H29ZM175 261V260H174ZM226 261H228V260H226ZM28 262V261H27ZM26 262V263H27ZM30 262H32V260L30 261ZM192 262V261H191ZM216 262V261H215ZM214 262V263H215ZM3 262H0V264H2ZM68 263V262H67ZM72 263H74V262H72ZM195 262H193V264H194ZM199 263H201V262H199ZM213 263V264H214ZM216 263H219V262H216ZM215 263V264H216ZM28 264V263H27ZM30 264H32V263H30ZM33 264H50V263H45V262H39V263H33ZM68 264H70V263H68ZM189 264H191V263H189ZM224 264V263H223Z\"/></svg>",
  "mask_w": 264,
  "mask_h": 264
}]
</instances>
